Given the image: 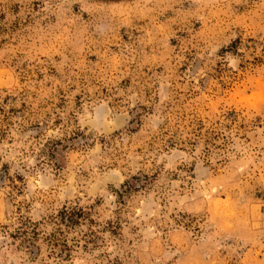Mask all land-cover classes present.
Listing matches in <instances>:
<instances>
[{
    "label": "rangeland",
    "instance_id": "obj_1",
    "mask_svg": "<svg viewBox=\"0 0 264 264\" xmlns=\"http://www.w3.org/2000/svg\"><path fill=\"white\" fill-rule=\"evenodd\" d=\"M0 264H264V0H0Z\"/></svg>",
    "mask_w": 264,
    "mask_h": 264
},
{
    "label": "trees",
    "instance_id": "obj_2",
    "mask_svg": "<svg viewBox=\"0 0 264 264\" xmlns=\"http://www.w3.org/2000/svg\"><path fill=\"white\" fill-rule=\"evenodd\" d=\"M64 218H66V220H67L68 222L71 221V215L68 216V214H64Z\"/></svg>",
    "mask_w": 264,
    "mask_h": 264
}]
</instances>
